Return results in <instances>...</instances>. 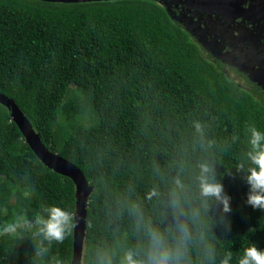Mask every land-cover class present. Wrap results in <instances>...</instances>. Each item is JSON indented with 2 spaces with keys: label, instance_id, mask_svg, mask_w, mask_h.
Instances as JSON below:
<instances>
[{
  "label": "trees",
  "instance_id": "16d2710c",
  "mask_svg": "<svg viewBox=\"0 0 264 264\" xmlns=\"http://www.w3.org/2000/svg\"><path fill=\"white\" fill-rule=\"evenodd\" d=\"M0 93L93 187L85 264L98 249L119 256L140 244L141 218L167 229L196 216L191 264H201V233L215 264L229 252L238 264L249 244L264 249V210L246 202L256 167L246 129L264 130V97L230 78L157 2L0 0ZM205 161L230 197L228 213L200 195ZM76 204L74 181L37 157L0 104V225L50 205L71 214L44 255L35 225L0 233V264H72Z\"/></svg>",
  "mask_w": 264,
  "mask_h": 264
},
{
  "label": "water",
  "instance_id": "95a60500",
  "mask_svg": "<svg viewBox=\"0 0 264 264\" xmlns=\"http://www.w3.org/2000/svg\"><path fill=\"white\" fill-rule=\"evenodd\" d=\"M53 3H89L114 0H42ZM162 5L175 24L180 26L204 48L215 61L234 67L244 76L250 77L257 89L264 92V69L252 70L256 66L264 67V0H151ZM252 3L247 11H241L243 4ZM242 25L241 29L231 28ZM244 26V27H243ZM256 29V30H255ZM247 31V32H246ZM236 32V33H232ZM260 32V36L241 34ZM239 33V34H238ZM230 35L239 41L238 47L232 46L237 53L229 54L221 46L222 37ZM257 50V51H256ZM259 51V52H258ZM254 66V67H253ZM249 69V70H247ZM252 70V71H251ZM250 72L253 75L248 74ZM0 104L7 107L12 119L24 135L26 142L37 157L51 170L72 179L76 185V212L74 214V254L72 264H85L87 251V205L93 187L84 173L74 163L60 154L49 150L40 135L14 100L0 93Z\"/></svg>",
  "mask_w": 264,
  "mask_h": 264
},
{
  "label": "clouds",
  "instance_id": "9594fccd",
  "mask_svg": "<svg viewBox=\"0 0 264 264\" xmlns=\"http://www.w3.org/2000/svg\"><path fill=\"white\" fill-rule=\"evenodd\" d=\"M197 131L201 126L196 124ZM249 151L246 153L248 159L256 167L250 168L247 181L250 185L247 203L253 208L264 210V130L254 124L248 125L246 129ZM200 195L207 202L215 199L222 205L224 213L231 211L230 197L223 192V185L214 179V168L211 162L205 161L199 164ZM174 210L183 215L182 209L177 202H172ZM138 212V205H133ZM42 215L27 216L20 214L17 217L0 225V233H15L19 229H27L35 225L34 235L39 237L36 247L38 256L47 253L45 242L59 241L64 238L71 225V214L58 205H50L42 209ZM199 223L196 216L189 220H182L176 225L162 229L153 225L150 221L138 224V229L143 232V241L134 246L126 248L117 256L110 250L98 249L95 264H191L189 249L197 234L194 233L192 224ZM227 226V224H226ZM202 242L201 264H215L216 251L210 243H204L203 234H199ZM231 252L227 253L219 264H230ZM57 264H60L57 261ZM238 264H264V249H259L255 244H249L238 259Z\"/></svg>",
  "mask_w": 264,
  "mask_h": 264
},
{
  "label": "flooded vegetation",
  "instance_id": "af4514ba",
  "mask_svg": "<svg viewBox=\"0 0 264 264\" xmlns=\"http://www.w3.org/2000/svg\"><path fill=\"white\" fill-rule=\"evenodd\" d=\"M249 5L250 6H253V4L252 3H250V2H248V4H243L242 5V8H240L241 9V11H247V9H248V7H249ZM228 23V25H229V27H231V28H234V26H235V28L237 27V29H241L242 28V25H235V23H234V25H232L230 22H227ZM244 27V26H243ZM256 30V29H255ZM247 32V31H246ZM232 33H236V32H232ZM239 34V33H238ZM260 32H258V33H256V32H254L253 34H249V33H246V34H241L238 38H240V40L239 41H242L241 39H244V36L245 35H247L246 36V41H247V38L249 37V36H260ZM220 41H221V46L223 47V49L224 50H227L228 52H229V54H235V53H237V51L233 48L234 46H236L237 44H239L240 42L239 41H234V40H236V38L235 39H233L229 34L226 36V38H224V37H222L221 36V38L219 39ZM236 44V45H235ZM240 46H241V44H239ZM233 46V47H232ZM202 47V46H201ZM236 47H238V45L236 46ZM203 48V47H202ZM204 49V48H203ZM257 51V50H256ZM259 52V51H258ZM207 53V52H206ZM208 54V53H207ZM209 55V54H208ZM210 56V55H209ZM212 58V57H211ZM213 59V58H212ZM214 60V59H213ZM215 61V60H214ZM219 66H220V68L224 71V72H226V74H228V76L230 77V78H232L233 80H236V81H238V82H240L241 84H243L246 88H248L249 90H252V91H254V92H257V94H259V95H262L263 97H264V92H262V91H260L259 89H257L258 87H257V85L254 83V81L250 78V77H247V76H244L242 73H240L239 71H237L234 67H232V66H229V65H222V64H220V63H218L217 61H215ZM254 67V66H253ZM263 69H264V67L263 66H261V67H259V66H256L254 69H252V70H256V71H263ZM247 70H249V69H247ZM251 70V71H252ZM248 74H250V75H253V73L252 72H250L249 71V73Z\"/></svg>",
  "mask_w": 264,
  "mask_h": 264
},
{
  "label": "rangeland",
  "instance_id": "374dc122",
  "mask_svg": "<svg viewBox=\"0 0 264 264\" xmlns=\"http://www.w3.org/2000/svg\"><path fill=\"white\" fill-rule=\"evenodd\" d=\"M87 115V114H86ZM86 115H85V117H86ZM91 118V117H90ZM90 118H89V120H90ZM93 118V117H92ZM91 118V120L88 122V123H92V121H93V119ZM87 125H89V124H87Z\"/></svg>",
  "mask_w": 264,
  "mask_h": 264
}]
</instances>
